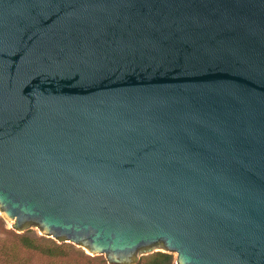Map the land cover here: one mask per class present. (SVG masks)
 <instances>
[{"label": "water", "instance_id": "water-1", "mask_svg": "<svg viewBox=\"0 0 264 264\" xmlns=\"http://www.w3.org/2000/svg\"><path fill=\"white\" fill-rule=\"evenodd\" d=\"M0 214L107 264H264V0H0Z\"/></svg>", "mask_w": 264, "mask_h": 264}, {"label": "rangeland", "instance_id": "rangeland-1", "mask_svg": "<svg viewBox=\"0 0 264 264\" xmlns=\"http://www.w3.org/2000/svg\"><path fill=\"white\" fill-rule=\"evenodd\" d=\"M12 226L7 223V221L2 217L0 214V264H107L105 259L102 255H94L90 256L88 252L79 246L66 243L65 245H68L71 247L72 250L83 252L86 256L92 258V261H88L85 258L77 257L75 253H71L69 256H60L55 258H48L45 257L35 251L26 250L20 245V240L17 238L16 235H28L32 238H41L44 240V242H54L36 229L19 233V234H13ZM57 244V243H56ZM7 245L9 249L13 250L15 255H17L16 260L7 259L3 255V246ZM158 252L165 251L153 249L151 252L152 254L142 255V258L153 255ZM169 254V253H168ZM173 256L174 262L176 260L175 253L171 254ZM17 259H20L18 261ZM18 261V262H17Z\"/></svg>", "mask_w": 264, "mask_h": 264}, {"label": "trees", "instance_id": "trees-1", "mask_svg": "<svg viewBox=\"0 0 264 264\" xmlns=\"http://www.w3.org/2000/svg\"><path fill=\"white\" fill-rule=\"evenodd\" d=\"M20 240V245L26 250L35 251L45 257L55 258L60 256H69L71 253H75L77 257H82L88 261L93 259L86 256L83 252L74 251L68 245H58L55 242H44L41 238H32L26 234L16 235ZM3 255L7 259L16 260L17 255L13 250L9 249L7 245L3 246ZM20 261V259H17ZM17 261V262H18ZM71 264V263H70ZM138 264H175L173 256L168 253L158 252L153 255L141 258Z\"/></svg>", "mask_w": 264, "mask_h": 264}, {"label": "bare ground", "instance_id": "bare-ground-1", "mask_svg": "<svg viewBox=\"0 0 264 264\" xmlns=\"http://www.w3.org/2000/svg\"><path fill=\"white\" fill-rule=\"evenodd\" d=\"M10 225H12L13 224V222L12 223H9Z\"/></svg>", "mask_w": 264, "mask_h": 264}]
</instances>
